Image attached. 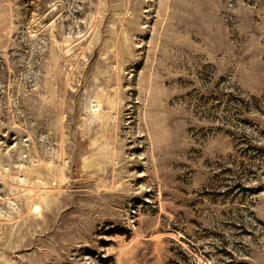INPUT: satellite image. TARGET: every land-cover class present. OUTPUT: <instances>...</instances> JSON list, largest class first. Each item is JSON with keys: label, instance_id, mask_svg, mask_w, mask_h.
<instances>
[{"label": "rangeland", "instance_id": "rangeland-1", "mask_svg": "<svg viewBox=\"0 0 264 264\" xmlns=\"http://www.w3.org/2000/svg\"><path fill=\"white\" fill-rule=\"evenodd\" d=\"M0 264H264V0H0Z\"/></svg>", "mask_w": 264, "mask_h": 264}, {"label": "bare ground", "instance_id": "bare-ground-1", "mask_svg": "<svg viewBox=\"0 0 264 264\" xmlns=\"http://www.w3.org/2000/svg\"><path fill=\"white\" fill-rule=\"evenodd\" d=\"M34 208H35L34 211H36V212L39 211V209H40L39 206H36V207H34Z\"/></svg>", "mask_w": 264, "mask_h": 264}]
</instances>
